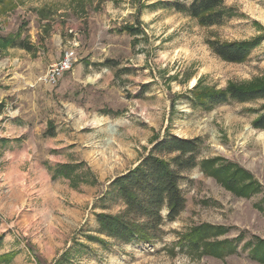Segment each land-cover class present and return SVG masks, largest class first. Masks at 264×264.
<instances>
[{
  "label": "rangeland",
  "instance_id": "374dc122",
  "mask_svg": "<svg viewBox=\"0 0 264 264\" xmlns=\"http://www.w3.org/2000/svg\"><path fill=\"white\" fill-rule=\"evenodd\" d=\"M192 1L0 0V264H264V100L203 99L264 84V0H221L210 27L168 6ZM209 41L253 47L228 63ZM167 136L201 141L184 210L149 243L101 233L125 211L111 183Z\"/></svg>",
  "mask_w": 264,
  "mask_h": 264
},
{
  "label": "trees",
  "instance_id": "16d2710c",
  "mask_svg": "<svg viewBox=\"0 0 264 264\" xmlns=\"http://www.w3.org/2000/svg\"><path fill=\"white\" fill-rule=\"evenodd\" d=\"M168 6L197 19L200 25L206 27L219 26L228 17L226 11L220 9L221 0H193L187 6L174 2ZM207 44L215 56L228 63L243 62L253 47L252 44L243 42L209 41ZM203 99L210 105L227 101L246 103L264 100V84L254 87L230 86L224 91L207 93ZM252 127L264 131V111L254 119ZM200 144L201 141L198 139L184 140L176 136H167L152 147L150 154L140 165L116 178L111 187L116 198L124 203V215L120 217L99 215L97 222L100 232L124 243L132 241L149 243L157 236L163 221H175L185 207V199L180 188L183 181L181 174L197 166ZM214 164V160H208L202 166L209 168L211 174L221 180L225 187H231L230 184L235 180L227 177V173L228 169L234 168L235 165L228 164L213 169ZM66 170L59 167L56 173L64 176ZM163 211L166 212L165 218L162 217ZM197 230L193 243L191 240H187L186 243L194 248L199 242L198 238L204 234ZM1 239L0 237V243Z\"/></svg>",
  "mask_w": 264,
  "mask_h": 264
},
{
  "label": "built area",
  "instance_id": "2783aa9c",
  "mask_svg": "<svg viewBox=\"0 0 264 264\" xmlns=\"http://www.w3.org/2000/svg\"><path fill=\"white\" fill-rule=\"evenodd\" d=\"M75 55L72 51H66L62 59L41 80L49 85H55L66 72L70 71L75 63Z\"/></svg>",
  "mask_w": 264,
  "mask_h": 264
}]
</instances>
